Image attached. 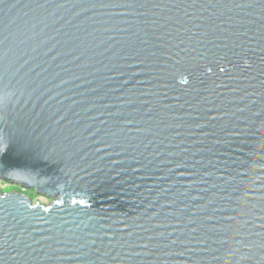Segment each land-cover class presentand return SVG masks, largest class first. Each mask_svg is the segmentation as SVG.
I'll list each match as a JSON object with an SVG mask.
<instances>
[{"label": "water", "instance_id": "water-1", "mask_svg": "<svg viewBox=\"0 0 264 264\" xmlns=\"http://www.w3.org/2000/svg\"><path fill=\"white\" fill-rule=\"evenodd\" d=\"M0 178V264H264V0H0Z\"/></svg>", "mask_w": 264, "mask_h": 264}, {"label": "rangeland", "instance_id": "rangeland-1", "mask_svg": "<svg viewBox=\"0 0 264 264\" xmlns=\"http://www.w3.org/2000/svg\"><path fill=\"white\" fill-rule=\"evenodd\" d=\"M0 190L2 193L6 192H20L29 196L33 203L49 204L53 198L37 193L35 190L30 188H24L18 184H12L6 180L0 178Z\"/></svg>", "mask_w": 264, "mask_h": 264}, {"label": "snow or ice", "instance_id": "snow-or-ice-1", "mask_svg": "<svg viewBox=\"0 0 264 264\" xmlns=\"http://www.w3.org/2000/svg\"><path fill=\"white\" fill-rule=\"evenodd\" d=\"M207 71H208V72H211L212 69H211V68H208ZM220 71H223V68H221ZM181 83H183V84H185V85H188L190 82H189V80H187V79L185 78V79H182V80H181Z\"/></svg>", "mask_w": 264, "mask_h": 264}]
</instances>
